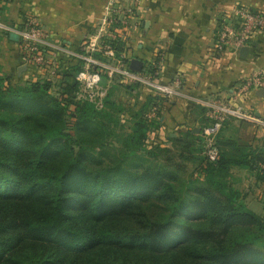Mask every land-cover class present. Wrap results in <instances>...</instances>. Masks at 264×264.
<instances>
[{
	"label": "trees",
	"instance_id": "trees-1",
	"mask_svg": "<svg viewBox=\"0 0 264 264\" xmlns=\"http://www.w3.org/2000/svg\"><path fill=\"white\" fill-rule=\"evenodd\" d=\"M62 66L64 87L0 74V264H264V216L248 208L232 173L264 182V153L222 128L215 163L192 130L169 139L171 149L148 150L163 99L147 97L126 128L110 92L117 78L97 111L74 102L82 63ZM171 150L197 163L189 179L170 169Z\"/></svg>",
	"mask_w": 264,
	"mask_h": 264
},
{
	"label": "crops",
	"instance_id": "crops-1",
	"mask_svg": "<svg viewBox=\"0 0 264 264\" xmlns=\"http://www.w3.org/2000/svg\"><path fill=\"white\" fill-rule=\"evenodd\" d=\"M106 4L107 0H0V74L11 78L12 83L47 79L38 71L21 65L20 37L16 31L22 28L26 16L36 19L49 41L59 43L73 53L98 29ZM118 4L122 9L130 10L125 21L113 29V41L120 43V56L139 59L143 65L158 59L157 82L167 83L180 78L187 95L197 99L235 101L264 120V94L255 90L239 98L234 95L237 86L253 71L264 70V31L253 37L251 43L255 45L250 47L246 57L233 49L221 52L213 49L217 22L222 14L231 12L236 6L264 12V0H119ZM58 56L60 66L61 63L67 66L77 63L66 54ZM60 70V78L48 80L55 85L64 82V87L69 81L62 76L65 70ZM126 90L127 98L120 102L112 99L122 104L120 122L128 128L142 102L156 93L143 86ZM137 93L140 103L133 98ZM197 109L195 104L183 98L163 99L159 128L148 132V140L151 138L158 143L165 134L176 138L199 128L203 114L198 117ZM222 130L230 131L226 138L237 139L264 153V128L230 119ZM232 171H237L238 177L246 176L249 182L251 176L255 177L249 171L243 173V169ZM243 191L248 195V208L264 216V182L254 180L253 185L246 186Z\"/></svg>",
	"mask_w": 264,
	"mask_h": 264
},
{
	"label": "built area",
	"instance_id": "built-area-1",
	"mask_svg": "<svg viewBox=\"0 0 264 264\" xmlns=\"http://www.w3.org/2000/svg\"><path fill=\"white\" fill-rule=\"evenodd\" d=\"M119 0H107L105 15L98 29L85 38L80 49L70 53L61 44L48 40L47 35L32 16H26L22 28L16 32L20 37L21 61L24 68L38 71L46 81L61 76L58 54H66L82 63L81 70L76 74L74 82L76 91L74 102L88 103L95 110L104 108L109 87L114 79L125 85H139L152 89L165 99L183 98L205 110L207 122L200 129L203 155L209 163H215L219 157L216 136L223 124L230 120H240L264 128V120L249 113L242 105L220 98L197 99L187 95L182 89V80L174 78L167 83H159L156 77L159 72L151 73V64L143 65L140 72L131 71L129 62L123 56H117L112 41L115 40V26L124 22L130 10L122 9ZM114 29V30H113ZM264 31V12L252 11L243 6H236L231 12L219 17L215 32L213 49L221 52L233 49L238 53L250 45L253 37ZM50 79V80H48ZM35 81L34 79H31ZM264 89V70L253 71L239 86L234 95L242 97L251 91ZM52 94L59 96L57 91ZM158 107H152L146 117H156ZM264 170V166H261Z\"/></svg>",
	"mask_w": 264,
	"mask_h": 264
},
{
	"label": "rangeland",
	"instance_id": "rangeland-1",
	"mask_svg": "<svg viewBox=\"0 0 264 264\" xmlns=\"http://www.w3.org/2000/svg\"><path fill=\"white\" fill-rule=\"evenodd\" d=\"M117 82H118V79L116 80ZM141 88H142V86H140ZM140 87H135V89H137V88H140ZM66 89L68 88V87H65ZM126 89H128V90H132V88L131 87H127V86H125V84L123 85L121 82H120V80H119V82H118V84H115L112 88H111V95H112V98H115V99H117L118 100V102H120V101H122L123 99H125V97L127 98V90ZM135 89H133V90H135ZM69 90V89H68ZM67 92H69V91H67ZM134 96H133V98H134V101L136 102V101H138L139 100V98H140V94H133ZM138 96V97H137ZM150 96V95H149ZM149 96H147V97H149ZM151 97V96H150ZM152 97H154V98H159V99H164L162 96H160L159 94H157L156 93V95L155 96H152ZM146 101V100H145ZM145 101L144 102H142V104L141 105H143L144 103H145ZM138 103H140V101H138ZM73 108H74V105L73 104H70L69 105V113H71L72 112V110H73ZM195 112H196V115L198 116V117H200L201 116V111L199 110V109H197V110H195ZM70 115V114H69ZM68 115V116H69ZM70 117V116H69ZM200 122H202V121H200ZM229 133H230V131H227V130H222L221 131V136L222 137H224V136H226V135H229ZM227 137V136H226ZM172 137H169L167 134H165V137H163V139H161V141H159L158 143H155V142H153V140H151V138H149V140H148V150H151V148L153 147V146H155V145H159V146H161V147H165V148H170L171 149V147H172V142L169 140V139H171ZM163 140V141H162ZM217 141H218V136H217ZM115 145L117 146V147H120V144H117V143H115ZM197 154V155H196ZM165 155H167V157H170L172 160H169V161H167L171 166H169L170 167V169L173 171V172H176L180 177H182L183 179H189V177H190V175H191V173H192V171L195 169V167H196V164L194 163V162H188V161H185L183 158H181V156L179 155V153L177 152V151H175V150H171V152L170 153H168V154H165ZM195 157H196V161H199L198 160V158H201L202 156L200 155V153H195ZM234 170V169H233ZM247 171L246 170H244L243 171V173H246ZM232 173H233V171H232ZM238 175H239V173L236 171V172H234L233 173V178H234V181H236V183H237V186L238 187H240L241 189H244L246 186H248V188H250L252 185H253V183H254V180H258L256 177H252L251 176V179H250V182L246 179V176H242V177H238ZM242 175H244V174H242ZM240 178H242V179H240ZM238 180V181H237ZM251 181H253V182H251ZM259 182H261V181H259ZM253 211V210H252Z\"/></svg>",
	"mask_w": 264,
	"mask_h": 264
},
{
	"label": "water",
	"instance_id": "water-1",
	"mask_svg": "<svg viewBox=\"0 0 264 264\" xmlns=\"http://www.w3.org/2000/svg\"><path fill=\"white\" fill-rule=\"evenodd\" d=\"M254 45H255L254 43H251L249 46L242 48L239 51V54L242 57H246L247 53L249 52L250 47H253ZM142 68H143V62L140 61L139 59H131L130 60L129 69L131 71L140 72L142 70ZM258 93L264 94V89L259 90ZM192 132L195 133V134H199L200 129L199 128H194L192 130Z\"/></svg>",
	"mask_w": 264,
	"mask_h": 264
}]
</instances>
